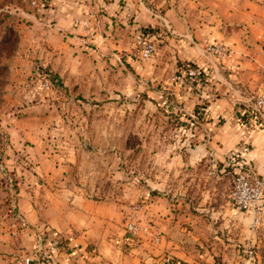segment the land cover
<instances>
[{"label": "rangeland", "instance_id": "1", "mask_svg": "<svg viewBox=\"0 0 264 264\" xmlns=\"http://www.w3.org/2000/svg\"><path fill=\"white\" fill-rule=\"evenodd\" d=\"M122 2L0 0V264H22L28 254L15 248L18 226L11 223L24 225L13 207L20 191L29 194L40 165L53 177L45 180L49 188L126 209L119 224L125 235L128 220L148 225L150 234L134 239L150 240L152 249L184 252L199 264H264V189L249 211H239L232 180L248 171L231 152L213 142L208 154L191 159L211 133L207 76L202 84L184 76L171 83L179 65L191 64L174 62L161 80L166 39L158 27L146 28L155 44L147 61L138 57L140 31L112 26L90 32L93 38L75 31L86 14H104L109 26ZM179 82L197 100L191 110L172 94ZM161 218L170 231L161 230Z\"/></svg>", "mask_w": 264, "mask_h": 264}, {"label": "crops", "instance_id": "2", "mask_svg": "<svg viewBox=\"0 0 264 264\" xmlns=\"http://www.w3.org/2000/svg\"><path fill=\"white\" fill-rule=\"evenodd\" d=\"M123 1L122 12L120 9L115 19L109 20V26L103 21L108 22L104 14L97 13V20L88 19L92 16L86 14L79 24H72L77 28L75 31L89 38L90 32L112 29V26L116 27L115 31L120 28L135 33L148 26L158 27L166 39L160 49L161 80L170 75L168 68L174 62L191 63L207 72L206 88L213 99L207 109L210 122L206 127L211 133L207 142L191 154V159L204 157L209 153L208 144L221 142L224 152H231L240 170L263 176L264 110L256 111L253 103L258 95L264 94V0ZM54 26L62 29L59 23ZM213 43L229 48L226 59L220 61L205 51L206 45ZM126 63L134 64L129 58ZM181 68L179 65L178 72ZM182 84L175 86L172 94L185 102L184 110H191L197 100L186 97L181 91ZM240 117L245 118V124H239ZM37 170L29 194L20 191L17 196L16 212L24 227L19 220L11 223L18 226L13 235L18 241L15 248H26L17 253L28 252L21 257L22 261L28 259L30 264H199L184 252L152 249L147 244L150 240L142 242L125 235L119 224L126 209L121 211V206L115 203L79 196L70 189L49 188L52 183L48 185L45 180H51L52 175L44 173L41 165ZM168 220L161 218V230L172 229ZM57 238L60 243L44 259L48 245Z\"/></svg>", "mask_w": 264, "mask_h": 264}, {"label": "built area", "instance_id": "3", "mask_svg": "<svg viewBox=\"0 0 264 264\" xmlns=\"http://www.w3.org/2000/svg\"><path fill=\"white\" fill-rule=\"evenodd\" d=\"M151 37V39H150ZM137 39L139 41L138 48V57L142 61L149 60L154 52H155V44L152 40V35L148 33L139 32L137 35ZM205 51L214 55L219 60H224L227 58L230 50L227 46L213 43L208 44L205 47ZM181 73L182 76L187 78H197L200 75L199 68H187L186 70L179 71L177 75H172L170 78L171 83H176ZM254 109L256 111L264 110V94L258 95L254 100ZM264 189V177H256L251 176L249 173L242 172L237 174L232 180V188L230 191V198L232 206L235 207L239 211H249V209L257 203L263 196ZM13 212L15 211V207H13ZM139 210L138 207H133L131 211L137 213ZM125 229L127 230V234L131 238L139 237L140 234L147 235L150 234V229L148 225H138L134 221L128 220L125 223ZM155 242L159 241V233L155 232L150 235ZM60 243L59 239H54L48 245L47 254L44 255V259L48 258V254H52L53 250ZM22 264H29V260L26 259L21 261Z\"/></svg>", "mask_w": 264, "mask_h": 264}, {"label": "trees", "instance_id": "4", "mask_svg": "<svg viewBox=\"0 0 264 264\" xmlns=\"http://www.w3.org/2000/svg\"><path fill=\"white\" fill-rule=\"evenodd\" d=\"M140 32L141 33H148L149 35H153V33L150 31V29H141L140 30ZM182 68V71L183 70H186L187 68H194V67H196V68H199V70H200V75L197 77V78H193L192 79V81L193 82H195L196 84L197 83H200V84H202V83H206V81H202V80H204V79H206L205 78V76H207V72L205 71V69L204 68H200V67H197V65H194V64H190V65H188V64H186V65H182L181 66ZM179 76H180V78L181 77H183L182 75H181V73H179ZM199 108L198 107H196L195 108V110L193 111V113H195V114H198L197 113V110H198ZM207 111V110H206ZM251 112V111H250ZM252 113V112H251ZM15 191H17V190H15ZM10 206V204L8 205V207ZM15 210H16V207H15Z\"/></svg>", "mask_w": 264, "mask_h": 264}]
</instances>
